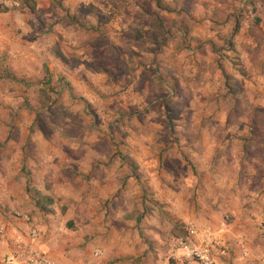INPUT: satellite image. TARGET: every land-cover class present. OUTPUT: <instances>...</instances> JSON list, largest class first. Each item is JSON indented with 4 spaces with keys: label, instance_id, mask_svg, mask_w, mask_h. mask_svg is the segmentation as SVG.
<instances>
[{
    "label": "rangeland",
    "instance_id": "rangeland-1",
    "mask_svg": "<svg viewBox=\"0 0 264 264\" xmlns=\"http://www.w3.org/2000/svg\"><path fill=\"white\" fill-rule=\"evenodd\" d=\"M19 1L0 224L55 219L78 239L91 211L115 253L148 257L143 229L185 238L193 217L226 224L231 253H264V0Z\"/></svg>",
    "mask_w": 264,
    "mask_h": 264
},
{
    "label": "crops",
    "instance_id": "crops-1",
    "mask_svg": "<svg viewBox=\"0 0 264 264\" xmlns=\"http://www.w3.org/2000/svg\"><path fill=\"white\" fill-rule=\"evenodd\" d=\"M21 16L23 15L21 14ZM19 18L20 13H18L17 11L7 10V12L0 13V55L1 49L7 50V52H3V55H6V53H8L10 43H12V41H14L15 39L12 34L14 33V31H18V29L21 27L22 22H20ZM8 56L9 54H7V59L5 62L9 64L10 57ZM251 178L253 177L251 176ZM245 186H252V182L250 184H246ZM38 188L39 189L36 190L42 192L40 190L43 189L41 187ZM93 215L94 214L89 211L88 218L90 219V227H87V230L85 232L81 230L82 236L78 239L72 234H69L68 236L61 235V233L59 232V224H56L55 219L44 220L41 218L35 219L31 217V223H26L21 218L17 220L15 224L16 227L13 229H11L10 225L7 223L0 224V228H3V232L1 233L0 231V243L5 246L4 249H2V252H4V254L0 258V264H2V259L4 258V256L13 249L15 241L17 239H21L24 242L29 241L30 230L32 229V226L37 228V230L39 231L40 236L37 239L38 246H40L41 249L45 250L58 264H112V259H114L115 257L123 259L116 262L115 264H179L178 260L172 257L169 253V240L173 237V229H170L167 226L157 228V226H160V224H157L153 228H145L142 230L143 236L149 238V241L145 240L143 246H141L142 244L137 243L139 244L138 251L141 250L142 247L143 249H146V246H149L154 254L151 252L148 257H142L141 253L137 252L136 248L135 251L127 248L124 251L125 253L123 252L124 254L122 253V250H119V256L118 252L115 253L114 251V249H119L118 247L110 248L105 242H103L104 240L102 237V233H106V227L103 228V223H100V226L96 227V223H94V221L91 219L93 218ZM195 220L196 219H194L193 217H188L186 224L193 222L198 228L216 229L217 227H220L219 225L215 226V224L212 223L199 225V222ZM161 229L164 231L159 232V230ZM94 233L96 236H94ZM213 233L215 235L218 234L217 231ZM109 234L110 233L107 232L104 239L109 236ZM136 237L138 238L137 240H140L139 235H137ZM229 238V235H224V239L227 244L229 242ZM231 239L234 242H237V240L235 241L233 238ZM97 249H101L103 255L96 256L95 251ZM217 257V261L219 264H235L236 262V264H264V253L253 254L249 251V253L244 256L238 252L231 253L230 247L228 256L224 257L220 253H218ZM169 258H172V260H170Z\"/></svg>",
    "mask_w": 264,
    "mask_h": 264
},
{
    "label": "built area",
    "instance_id": "built-area-1",
    "mask_svg": "<svg viewBox=\"0 0 264 264\" xmlns=\"http://www.w3.org/2000/svg\"><path fill=\"white\" fill-rule=\"evenodd\" d=\"M20 4L19 0H0V12L1 10L16 9ZM249 14L252 16V11ZM22 220L31 223L29 215H23ZM31 228L29 241L24 242L17 239L13 249L2 259V264H58L45 250L38 246L39 231L34 226ZM227 228V225L223 224L219 228L218 234L215 235L212 228H198L193 222L188 223L185 238L173 236L170 239L169 253L178 260L179 264H219L217 261L218 253L224 257L229 255V247L224 239ZM0 231L2 233L3 228H0ZM241 251L244 256L249 253L246 248H242ZM95 255H103L102 250L97 249Z\"/></svg>",
    "mask_w": 264,
    "mask_h": 264
},
{
    "label": "trees",
    "instance_id": "trees-1",
    "mask_svg": "<svg viewBox=\"0 0 264 264\" xmlns=\"http://www.w3.org/2000/svg\"><path fill=\"white\" fill-rule=\"evenodd\" d=\"M163 9H165V10H167V11L169 10L167 6H165ZM1 11H6V10H1ZM257 52H259V53L262 52V51L260 50V46H259ZM59 56L62 57V55H61L60 53H59ZM62 58H63V57H62ZM255 65H258V66H259L258 68H259V70H260V73L264 74V55H262V58H261V59H257V62L255 63ZM28 191H29V193H31V194H32V192H35V194H37V195H40V194H41L38 190L33 189V188H30V187H29ZM47 201H48L49 203H53V200H52L51 198H47Z\"/></svg>",
    "mask_w": 264,
    "mask_h": 264
}]
</instances>
